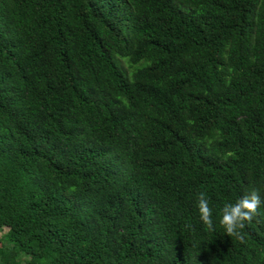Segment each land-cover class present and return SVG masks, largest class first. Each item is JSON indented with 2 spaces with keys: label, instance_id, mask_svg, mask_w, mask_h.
<instances>
[{
  "label": "trees",
  "instance_id": "1",
  "mask_svg": "<svg viewBox=\"0 0 264 264\" xmlns=\"http://www.w3.org/2000/svg\"><path fill=\"white\" fill-rule=\"evenodd\" d=\"M253 188L264 0H0V264H264Z\"/></svg>",
  "mask_w": 264,
  "mask_h": 264
},
{
  "label": "clouds",
  "instance_id": "2",
  "mask_svg": "<svg viewBox=\"0 0 264 264\" xmlns=\"http://www.w3.org/2000/svg\"><path fill=\"white\" fill-rule=\"evenodd\" d=\"M197 208L200 220L208 231H214L213 210L209 206V199L205 192L201 191L197 197ZM264 205V198L261 197L260 191L253 188L250 192H246L235 202H225L220 208L219 224L223 227L224 233L228 236L235 237L241 242L245 241L243 229L246 223H251L257 210Z\"/></svg>",
  "mask_w": 264,
  "mask_h": 264
},
{
  "label": "rangeland",
  "instance_id": "3",
  "mask_svg": "<svg viewBox=\"0 0 264 264\" xmlns=\"http://www.w3.org/2000/svg\"><path fill=\"white\" fill-rule=\"evenodd\" d=\"M123 65L125 68H127V63L126 62H123ZM8 231L7 228H4L3 230L0 231V239L3 237L4 234H6Z\"/></svg>",
  "mask_w": 264,
  "mask_h": 264
}]
</instances>
